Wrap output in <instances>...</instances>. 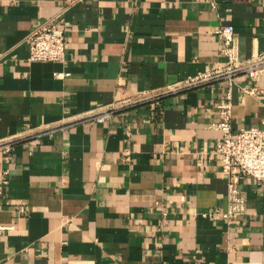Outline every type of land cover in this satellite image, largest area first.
Instances as JSON below:
<instances>
[{"label": "crops", "instance_id": "obj_1", "mask_svg": "<svg viewBox=\"0 0 264 264\" xmlns=\"http://www.w3.org/2000/svg\"><path fill=\"white\" fill-rule=\"evenodd\" d=\"M59 20L63 61H28ZM225 24L241 60L264 51V0H0V264H264V181L224 218L215 151L227 106L264 129V75L186 83L223 63Z\"/></svg>", "mask_w": 264, "mask_h": 264}, {"label": "built area", "instance_id": "obj_2", "mask_svg": "<svg viewBox=\"0 0 264 264\" xmlns=\"http://www.w3.org/2000/svg\"><path fill=\"white\" fill-rule=\"evenodd\" d=\"M74 3L80 0H68ZM59 21L45 22L33 28L27 40L29 42L28 61L61 62L65 57L66 35L60 27ZM215 34L222 41L221 53L224 61L211 71L199 73L187 79V85H196L214 79H225L228 87L234 83L235 76L244 72L249 78H258L264 75V51L241 60L238 57L237 40L234 28L231 24L219 26ZM257 88H246L244 91L254 94ZM229 99V92H227ZM111 110L102 111L93 115L91 120L95 122L108 121ZM231 115L229 107L221 111V119L215 123V127L222 132V136L216 143L215 151L221 156V168L228 177L227 203L228 209L223 217L229 219L231 215L242 210L243 197L236 188L240 177L247 175L258 182L264 181V129L257 127L240 128L236 132L231 131ZM0 150L7 152L8 145L0 144ZM7 179H0V202L6 195ZM1 204V203H0Z\"/></svg>", "mask_w": 264, "mask_h": 264}]
</instances>
